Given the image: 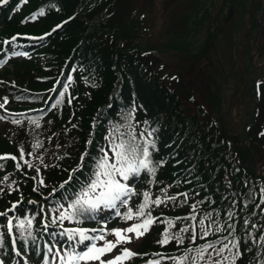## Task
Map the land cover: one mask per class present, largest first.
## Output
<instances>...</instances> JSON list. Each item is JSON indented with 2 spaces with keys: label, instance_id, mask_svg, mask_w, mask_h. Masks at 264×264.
<instances>
[{
  "label": "rangeland",
  "instance_id": "obj_1",
  "mask_svg": "<svg viewBox=\"0 0 264 264\" xmlns=\"http://www.w3.org/2000/svg\"><path fill=\"white\" fill-rule=\"evenodd\" d=\"M50 1V12L54 11L69 15V22H64L65 25H70L69 31H61L62 38L56 40L46 51L47 54L44 58L40 59V66L38 77L47 75L45 70H49L55 66H62L68 57L73 56L74 51L81 43H85L90 40L91 34L88 30H93L94 26L99 23V18L91 16L90 10L100 5L102 10L114 9L119 7L120 3L123 4L122 10L128 11V6L131 7V11L134 14L135 21L138 24L142 23L145 27L149 28L146 33L143 32L139 35L132 47L146 48L155 47L153 56L156 58V68L153 72L149 71L151 77H155V85L159 83L169 86L172 92H166L165 96H178L175 92L179 88L180 80L183 82L186 89H188L196 100H194L189 94L185 97L181 93V99L179 97V105L174 104L172 106V113L170 109L164 105V110L178 123L181 136L188 137L190 141L185 140V149H191L194 156L201 157L203 153L207 152L202 150V144H198L193 140L192 132L186 123V115L190 112H194V118L197 120L206 119V123L210 122L222 126L224 131L225 127H228V131H225L228 136L226 139L227 145L231 147L243 148V145L248 146V137L246 130L241 125L253 123V108L257 105L258 114L255 116L258 119V123L264 120V15L262 16V8L258 6L250 14L245 13L244 9L247 5H255L257 0H202V5H198L200 0H41ZM209 1V7L207 12H201V7L206 6ZM235 2L234 7L226 9L230 2ZM169 2L168 6L167 3ZM220 3L224 4L222 10L225 12H217ZM264 10V7H263ZM159 11H163L164 18L160 15ZM196 13L195 16H193ZM170 15V16H169ZM220 16L218 19L223 22L220 27H212L213 18ZM186 17H192V21L195 22V26L192 24L190 27L194 28V31H190V27H187L183 36L187 38L192 49L201 50V58L194 59L190 53L184 52L178 48H174L167 42L173 32V28L177 22L186 20ZM222 17V18H221ZM83 18L85 22H81ZM256 19H259V24L255 23ZM90 23V28H85V24ZM185 27L181 28L184 29ZM203 27V28H201ZM62 28V27H61ZM168 28V31H166ZM177 28V27H176ZM258 28V39L256 46H258L257 52H254L252 40L256 36ZM90 34V35H89ZM207 34H212L213 38L209 42L206 38ZM247 36V42H244ZM114 40L111 42V40ZM110 41L105 49L102 50L103 62L105 64L104 69L99 71H89L85 67V63L88 61V52L86 49L87 44L79 50L75 57L84 66V77L89 81H94L93 89L96 87L100 90L97 93L104 94L106 90H101L103 82L105 88L108 87V91L113 86V82L119 78L121 67L123 66V60L116 55L117 44L121 45L128 41L127 36L124 34L116 35L109 34ZM165 43H167L165 45ZM146 44V45H145ZM164 50V51H163ZM251 52V53H250ZM204 53L207 57L204 58ZM253 53V55H252ZM250 54V55H249ZM253 56V57H252ZM252 57V58H251ZM116 58V62H114ZM57 62V63H56ZM8 67V68H7ZM6 70L0 72V80L4 76L11 81L16 70L11 69L8 65ZM166 72L167 76L163 73ZM155 74V76H154ZM110 77L109 81L105 77ZM16 81H22L23 77L21 72L15 77ZM260 83L261 95H257L256 86ZM151 98H156L152 88H149ZM108 94V92H107ZM180 96V95H179ZM259 99H256V97ZM161 102V101H160ZM90 98L88 99V104ZM196 103V104H194ZM94 107H99L100 100H94L91 102ZM177 110V112H176ZM93 110L90 111L86 118V127L89 125ZM175 114V115H174ZM0 116H2L0 114ZM78 128V127H77ZM76 128V129H77ZM178 133V132H177ZM180 133V132H179ZM87 137V136H86ZM76 137L73 134L72 139ZM86 139V138H84ZM83 139V140H84ZM208 146V144H206ZM211 151H218L219 146L214 145ZM75 150V146L71 147ZM65 149H63L57 159L61 158ZM251 152V162L255 163L254 170H257L256 176L261 177L264 183V154L260 150ZM216 160V166L220 161L225 162L223 157L219 154H214ZM175 154H171L173 158ZM254 157V158H253ZM261 159V160H259ZM235 158L238 163L242 162L243 165V151L235 152ZM56 160V158H53ZM72 159V160H71ZM64 160L61 163L63 169H69L73 166V160L71 158ZM200 161V160H199ZM67 165V166H66ZM185 165L183 160L177 163V167ZM224 165V164H223ZM246 170V168H245ZM253 172V171H252ZM199 180H204L199 178ZM123 229V228H119ZM133 236V234H128ZM114 239V237H112ZM137 239L133 237V244ZM98 264V262H96Z\"/></svg>",
  "mask_w": 264,
  "mask_h": 264
},
{
  "label": "trees",
  "instance_id": "obj_2",
  "mask_svg": "<svg viewBox=\"0 0 264 264\" xmlns=\"http://www.w3.org/2000/svg\"><path fill=\"white\" fill-rule=\"evenodd\" d=\"M29 3L27 4L26 8L23 9V12L25 13L28 9H30L33 5H35L37 2H42L41 0H29ZM50 1L40 3V4H47ZM232 3V2H230ZM31 6V7H30ZM123 4L120 3L119 7L114 9L107 10V13L99 14V11L101 10V6H98L93 9L92 14L93 16H96L99 18V23L97 26H94L92 28L93 30H88V32L91 34L90 40L81 43L78 48L74 51V55L70 57V59L66 62V65L71 63V59L75 58L79 52L87 44L86 49L88 52V61L85 63L86 69L89 71H99L101 69H104V62H103V53L102 50L105 49V47L108 45L107 43L110 41L109 34H125L128 38V41L125 43L118 45L117 44V52L116 55L118 58L123 60V63L127 64L128 70L127 72L131 74H127L126 77L122 75V70L119 73V80L116 83L113 82V86L108 91V87L105 88V83L103 82V86L101 90H106L104 94L97 93L100 90L96 87L93 89V85H91L84 77L83 73H85L84 68L82 65H80L78 62L74 65V83L71 89L72 97L74 98L72 100V104L70 106V109L72 111V115L70 117V123L75 125L76 127H71L70 132L65 133L64 127L60 125V123H63L65 125V120L69 115L63 114L60 121L56 122L55 119V126L59 129L58 135L59 138L62 139V143L66 145L67 150L72 152V157H75V152L71 150V144L77 145L78 149H86L88 148V151H90L93 147V142L96 139L97 132L99 130H102V121L101 116L102 111L99 107L103 106V102L106 100L107 95L110 93H113L114 89L121 86L122 88L125 87V84L129 83V79L132 78L134 86L137 88V91L141 97L147 104H148V110L149 112H152L153 109L157 110H164V105L170 109V112L172 113V106L174 104L178 105V108L181 109V106L179 105V97L181 99V93L182 95L188 96L191 94L192 98L194 99L193 93H191L188 89L185 88L183 82L180 80L179 88L176 89V93L178 96H169L165 97L161 102L160 106L158 102H156V99L151 98V94L149 92V88L154 89V95L156 97L155 91H157L155 88H159V86L155 85V82H150L149 79L147 80V77L141 75L139 72H143L142 67V58L139 54L140 50H143L145 48L141 47H132L134 46L135 42L139 40V35L143 32L146 33L148 30H145V24L142 23L138 24L136 19L134 18V14L131 11V7L128 6V11L121 12ZM91 15V16H92ZM2 19L4 21V26L0 28V34H7L13 30L16 31H27L31 32V34H45V32L48 29V26L57 23V21H61L63 19L69 18V15H63L58 12L51 13L50 15H47L42 21H37L29 26L19 27L17 24L16 17L13 16L12 19H9L10 21H7L6 17L4 15H1ZM69 21L70 18L68 19ZM66 20L67 22H69ZM65 21V22H66ZM81 22H85L83 18L80 19ZM66 22V23H67ZM65 23V24H66ZM63 24L62 30L69 31L70 25ZM192 24L195 26V22H192ZM187 25V23H186ZM91 24L86 23L85 28H90ZM188 27L189 24L187 25ZM147 29L149 28L146 26ZM185 26H182L180 28H183ZM190 31H194V28L190 27ZM91 29V28H90ZM143 29V30H142ZM184 29H177V34L174 33L170 36L169 41L167 42L174 48H178L180 50H184L186 53H190L192 58H197L202 55L201 50H195L192 49L191 45L189 44L187 38L183 36L185 34ZM180 32V33H178ZM52 34L47 37L46 43L50 40V43L45 45V48L42 49L43 54H47L46 51L56 40H60L62 38L61 31L57 29L55 32H51ZM89 34V35H90ZM211 39V38H210ZM114 40V38L111 40V42ZM209 40V39H208ZM166 43V44H167ZM146 45V44H145ZM147 50L148 49H154V47H149L146 45ZM114 62H116V58H114ZM57 63V62H56ZM40 59H34L29 61H21L16 62L15 66L18 65V69L15 72V75L18 74V72H21L23 76L27 77V83L26 87L30 90L27 93L28 100L30 102H39L42 98V95L35 94L32 92H35V90L41 89L45 87L48 82L42 81L40 82L36 81L34 77L38 75L39 72V66H40ZM59 66L52 67L49 70L43 69V71H46L47 74H49V77H52L57 71ZM105 77L110 79L108 75H105ZM41 79H44V76H40ZM111 83V81H109ZM108 92V94H107ZM172 92V91H171ZM165 94V93H164ZM180 95V96H179ZM90 98V103L88 104V99ZM105 98V100H103ZM109 98V95H108ZM119 98V97H118ZM197 99V98H196ZM94 100H100L101 104L99 107H94L93 104H91ZM103 100V101H102ZM109 100V99H108ZM195 100V99H194ZM145 103V104H146ZM196 104V103H194ZM110 104H108L109 106ZM107 106V105H106ZM136 113L140 116L143 111L140 109L139 104L136 105ZM147 107H145L146 110ZM254 109V108H253ZM93 110V113L91 115V120L89 121V125L92 120L95 121L93 125V129H95L94 138L91 140L92 143L90 145L84 144V141H82L84 138H86L89 125L86 127V118L85 115H87L90 111ZM165 111V110H164ZM105 112H107V108H105ZM177 112V110H176ZM167 116V123L164 125V127H161L160 133L158 134V137L160 139V148L163 144L170 143L171 145L168 147V152L166 153V156H170L171 154H175L173 158H169L165 163V167L162 169V171H158L157 180L161 185L165 183V177L170 179V181L173 183L174 187L180 188L179 192L181 193H189V199L187 203H181L183 198L179 201V205L171 213H178L177 215L181 216L184 215L185 211L188 210V207H191V204L197 201L206 200L205 203L200 204L197 209V215L200 217L204 213H207L209 211H212L214 209L219 210L218 219L223 222L226 219V213L227 211L231 210L235 213V216L233 220L228 221L229 223H234L236 225V236L240 238L241 243V251L243 252V256L239 259L237 264H264V260L261 259V257H264V249H259L257 245L254 243L255 237L259 234V230L251 229L249 228L247 231L253 232V238L247 239L246 231L243 229V220L248 219L251 223H255L257 225L264 226V214L261 213L260 208L256 207V204L260 203V196H261V190L264 189V184L262 182H259L256 180L254 174L251 172L255 168V163L251 162V152H249V149H252V151H258V155L260 150L264 154V135H261V133H264V125L262 126V132L260 131V124L258 123V120L255 123H251L248 131H247V137H248V146L243 145V148L240 147H231L229 148L226 142L228 132L227 134L225 131H228V127H225V131L222 126H218L212 122L209 124L206 123V119L197 120L194 118V112H190L186 115L187 120L186 123L189 126L192 135L193 140L196 141L198 144H202V150L207 151L203 153L201 157L194 156L193 151L191 149H184L182 146H184L183 141H180L179 144L173 145L172 141L176 139V142L178 140V137L181 136L180 128H178V123L174 121V119L166 112ZM175 115V114H174ZM67 116V117H66ZM253 116V115H252ZM264 122V120H262ZM249 122V121H248ZM247 122V123H248ZM78 127V128H77ZM77 128V129H76ZM241 128H243V123L241 125ZM178 132V133H176ZM180 132V133H179ZM259 132V133H258ZM75 135V139H72V135ZM178 134V137H177ZM183 137V136H182ZM90 137H87L86 139H89ZM185 140L190 141L188 137H184ZM36 143L35 141H29L27 143H24L23 147L26 150V153L33 152V156H27L28 160H31L32 162H40V160H37L36 157H42L43 163L42 164H49L50 158L44 154L43 152H39L36 149L32 148V144ZM208 144V146L206 145ZM214 145L219 146L218 151H211ZM41 148L46 147L45 142L40 143ZM5 149L12 152V147L9 146V143L6 140H0V150ZM240 150L243 151V165L242 162L238 163L235 158V152H239ZM214 154H219L223 157V161H220L219 165L216 166L215 160L216 157ZM254 158V157H253ZM258 158V157H257ZM259 159V158H258ZM179 160H183L185 162V165H181L177 167V163H179ZM200 160V161H199ZM261 160V159H259ZM172 161L174 162V165L172 166ZM224 164V165H223ZM12 165H14L12 162L8 163V168L11 169ZM67 166V165H66ZM15 168V166H13ZM246 168V170H245ZM178 170L177 172L173 173L172 170ZM16 173H19L20 181L15 179V177L10 178L9 181H16V183L13 185V190L8 191L6 186L2 187L4 191L0 193V208L2 205L5 204L6 199L15 198V195L19 190H25L26 194H30V186L29 183L30 178L26 179L22 174H24V170L17 171L14 170ZM33 174V173H28ZM45 178L47 179V182L52 184L55 181L63 180L65 181L66 175L64 176L65 172L61 169L59 166H55V169L52 171L46 173ZM175 175L177 178L175 179ZM203 178L204 180H199V178ZM177 182H179L177 184ZM56 186V184H55ZM18 189V190H16ZM20 194H23L21 192ZM255 195V199L252 198V195ZM13 195V196H12ZM183 197V196H182ZM232 201H235V206L232 205ZM245 204H247V207H245ZM262 208H264V205H261ZM255 213V214H253ZM198 230V229H197ZM190 234H185V240L184 243L181 245L182 247H185L188 244H193L187 237ZM220 235V234H216ZM216 235L209 236L208 239H216ZM224 235H227V232L224 233ZM150 236V235H149ZM145 242H148V240L145 239ZM205 242L203 240H200L197 238L196 243L199 244ZM153 248V246H151ZM250 249V250H249ZM169 250H174L173 248ZM260 253V257L257 256V253ZM174 253V252H172Z\"/></svg>",
  "mask_w": 264,
  "mask_h": 264
},
{
  "label": "snow or ice",
  "instance_id": "obj_3",
  "mask_svg": "<svg viewBox=\"0 0 264 264\" xmlns=\"http://www.w3.org/2000/svg\"><path fill=\"white\" fill-rule=\"evenodd\" d=\"M8 0H0V4H6ZM24 3L27 0H23ZM43 11H40L38 15H43ZM36 16H32L31 19H35ZM62 25H57L52 31L55 32ZM52 33H46L50 36ZM39 39H43L40 37ZM14 55H24V53L14 52ZM72 76L67 77V83L63 85V90L59 93V98L56 100V104L52 107L63 103V98L68 92L69 86L72 82ZM260 83H257L256 90L257 95H261ZM94 86V85H93ZM55 90V88H53ZM20 99V98H18ZM72 99H68L67 103L71 105ZM7 97L4 98V104H7ZM4 104H0V109L4 108ZM136 111V107L133 106L130 112L124 116L127 127L124 131H121L122 125H113L112 129L105 136L107 141L106 147L102 146L98 149L101 155L95 157V162L92 165V171L88 175L87 182L79 181V178L75 176L76 172H79L83 166L85 157L89 155L88 152L81 154V164L75 169L69 172L68 179L63 181L59 185V189H65L66 185H69L74 179L80 185L77 192L73 193L69 198L67 195L63 197L67 201L66 207L63 204L57 202L55 208L52 210L58 214L54 215L48 223L42 222V226L45 231L49 228L55 227L58 224L62 225L64 221H75L81 223L86 219H96V214L103 209L115 210V215L121 217L125 221H132L137 219L138 222L131 224L123 229H111L108 230L105 227L98 229H86L83 227L64 228L62 231L52 232L50 236L55 240L56 236L64 238V243L61 247H57L56 243L52 245L44 244L43 249V261L42 264H125L126 261L132 260L134 257L140 255L131 251L127 247H123L132 242L133 237L139 239L150 231L151 226L154 225L158 218H155L151 214V205L159 207L168 201H176L178 196H183L181 203H187L189 199V193H178L177 195L168 196L166 189H161L164 192V196H156L152 198L151 192L145 190L142 194L136 193L133 186L128 183L141 177L142 173H146L150 177H155L157 169L162 167L165 163L163 160H154L153 153L157 152V145L154 139L155 129H145L141 131L139 135L136 134L135 127L131 123L133 114ZM13 116H23V113L10 114ZM8 119L7 116H0V120ZM13 124H19V119H13ZM28 123L33 124L36 128L40 127L38 118L28 117ZM147 124V121L144 122ZM73 127H76L73 125ZM264 135V133H261ZM91 140L86 144L90 145ZM40 147V142L32 144V148L36 149ZM20 156L19 161H23L24 165L28 168H34L37 176L32 177L37 184L43 186L44 181L39 178L40 168L31 160H25V155L33 156V152L25 153L23 147L19 148ZM111 153V155H109ZM37 160L43 163L42 157L37 156ZM17 161L16 156L0 155V161ZM4 167L0 164V169ZM15 169L19 171L21 164L17 162ZM9 182V176L5 175L0 184ZM152 183V180L148 181ZM16 181L8 183L9 191L13 190L12 186ZM18 190V189H16ZM4 189L0 187V193ZM33 191H37V188H33ZM57 191L54 189V192ZM133 195H142V202L136 207H128L127 211L121 214L120 207H126L129 203V199ZM255 199V195L251 194ZM206 200L197 201L191 204L190 214L184 217H176L178 220H190L195 221L196 224H186L180 227L177 231H172L174 227V221L167 219L163 221L167 226L161 233V238L157 240V244L160 246L169 245L175 242L178 246L182 245L185 240V234L188 235V239L194 244L199 238L205 241L203 244L188 247L182 250L181 255L165 256L161 253H154L153 256L159 257L158 259L147 260L145 264H162L164 259L171 261V264H237L239 259L243 256L241 251L240 238L236 236V225L229 223L233 220L235 213L231 210L227 211L226 219L221 222L218 219L219 210H212L204 213L198 218L197 209L200 204L205 203ZM30 204H36V201H29ZM235 201H232V205L235 206ZM20 202L13 203L12 206L5 212H0V217L6 218V224L0 225V227L7 228V236L12 238V251L20 256L21 253L17 249V241H21L25 251L27 246L35 244L37 237L33 233V221L35 216L24 215L9 217V212H14ZM264 189L261 190L260 203L256 204L257 208H260L261 213L264 214ZM247 207V204H245ZM39 211L44 212V206H39ZM255 214V213H253ZM249 228L259 230V234L255 237L254 243L259 249H264V226L251 223L248 219L243 220V229L246 231L247 239L253 238V232L247 231ZM198 229V230H197ZM93 234H89V233ZM227 232V235L224 233ZM128 234H133L129 236ZM220 234V235H216ZM216 235V239L209 240V236ZM108 236L114 237V239H108ZM100 242V243H98ZM4 244V233L0 232V247ZM119 247V251L113 255L110 259H104L103 257L113 253ZM39 251V246L37 245ZM250 250V249H249ZM146 255V254H145ZM260 257V253H257ZM264 260V257H261ZM3 264V261H0ZM25 264L27 261L25 260Z\"/></svg>",
  "mask_w": 264,
  "mask_h": 264
}]
</instances>
